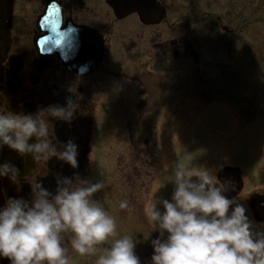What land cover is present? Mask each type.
Segmentation results:
<instances>
[{
	"label": "flooded vegetation",
	"instance_id": "1",
	"mask_svg": "<svg viewBox=\"0 0 264 264\" xmlns=\"http://www.w3.org/2000/svg\"><path fill=\"white\" fill-rule=\"evenodd\" d=\"M188 1L197 7L204 3V0ZM8 2L10 38L6 54L0 60V109L21 115L34 113L38 107L63 105L71 95L79 104L71 124L51 120L48 123L50 132L59 141L72 138L77 143L79 166L72 169L55 157L49 161L21 157L5 147L0 151V162L13 163L18 176L14 181L0 178V206L9 196L27 198L30 183L36 179L43 180L44 186L54 191L56 179L69 176L75 183L79 177L73 174L78 173L104 181L105 187L94 197L115 219L119 237L125 234L133 237L136 232L132 227L138 220L142 225L144 210L155 202L158 186L163 185L160 182L171 174L168 167L171 144L160 154L159 125L152 109L170 105L188 109L178 124L173 118L165 119L170 136L175 134V127L181 131L192 125L190 108L199 105V109L206 108L208 102L202 101L207 90L214 100L210 105L225 96L234 99L235 106L242 90L250 94L252 104L255 98H264V87L255 86L251 76L250 86L240 90L232 84L222 85L220 74L206 71V42L202 36L198 42L189 36L187 22L185 25L181 21L171 22L167 30H159L158 26L168 23V0ZM161 7L165 9L162 19ZM190 17L191 14L187 19ZM217 25L211 28L216 31ZM119 27L123 30L122 37L117 33ZM129 27L132 29L125 30ZM185 30L188 35L183 33ZM208 56L214 59L217 53ZM125 65H130L131 71L123 68ZM175 77L182 78L181 86L177 87L181 88L175 97L177 102L170 97L172 91L167 90L173 88L170 82ZM69 86H74V90L76 87V94L67 90ZM111 96L116 100L110 99ZM116 105L127 109L126 112L114 114ZM257 119L264 122V117ZM222 167L218 175L229 177L235 185V191L227 195L244 203L254 229L264 231V184L250 187L246 172L239 165ZM259 175H264V168ZM124 199L128 200L130 210L119 208ZM144 231L138 236L151 232L148 227ZM141 239L136 240L139 242L136 248L142 246ZM106 242L98 244L93 255L80 256L69 247L70 264H95L98 256L111 246ZM0 264H8V260L0 259Z\"/></svg>",
	"mask_w": 264,
	"mask_h": 264
},
{
	"label": "clouds",
	"instance_id": "2",
	"mask_svg": "<svg viewBox=\"0 0 264 264\" xmlns=\"http://www.w3.org/2000/svg\"><path fill=\"white\" fill-rule=\"evenodd\" d=\"M67 90L77 92L74 86ZM78 108L70 95L63 105L38 107L34 113L0 109V151L7 147L33 160L55 157L77 169V143L72 138L59 141L48 121L71 124ZM185 159L191 160L190 154ZM222 168L213 175L208 167H173L170 195H158L144 210L150 234L158 233L150 239L148 264H264V231L254 229L244 203L227 195L235 185L218 175ZM16 176L13 163L0 162V178L14 181ZM73 176L79 177L75 183L69 176L56 179L54 191L36 179L27 198L7 197L0 206V259L8 264H70L69 247L80 256L93 255L98 244L117 236L115 219L94 197L104 181ZM119 208L130 210L128 200H121ZM137 243L128 234L113 239L95 264H141Z\"/></svg>",
	"mask_w": 264,
	"mask_h": 264
},
{
	"label": "rangeland",
	"instance_id": "3",
	"mask_svg": "<svg viewBox=\"0 0 264 264\" xmlns=\"http://www.w3.org/2000/svg\"><path fill=\"white\" fill-rule=\"evenodd\" d=\"M168 1V23L161 25V27L158 26L159 30L162 28L167 30L171 22L181 21L184 25L187 22L190 24L189 36L195 42H198L202 36L203 42L219 48V52L223 54L221 63L232 59L235 55L242 63V68H244V72L241 71L246 74L244 80L248 81V76L254 77V79L257 78V80H264L263 71H261L264 68V0H237L233 8H230V0H217V3L207 0L201 7L191 5L193 3L188 0ZM193 8L194 11H192ZM190 14L191 17L188 20ZM217 22L220 25L228 24L232 30L235 29V32L230 35L225 34L221 28L214 31L211 27H216L215 23ZM247 25H250L252 29ZM118 29L119 32L117 33L121 36L123 30L121 27ZM131 29L132 27L125 28V30ZM154 32L155 30H153L152 36H155ZM183 33L188 35L186 30ZM115 51L117 50L115 49ZM117 64L118 59L115 62L116 66ZM254 65L257 66L255 72H252L251 67ZM214 67L213 65L206 66L205 69L206 71H212ZM123 68L130 71L132 69L130 65H125ZM229 72L225 71V73ZM172 81L170 86L174 89L168 88L167 90L172 91L170 97L175 100V97L179 94L178 91L181 90L177 87L181 86L182 78L175 77ZM226 83L230 84L231 82L226 81ZM202 94L204 93L202 92ZM211 97L210 90H207L202 102L205 100L208 103L214 101ZM110 99L116 100L113 96ZM208 103L205 109H199L200 105L195 109L190 108L191 121L193 119L200 120L195 122L187 131H180L175 127V134L170 136H168L169 128L165 119L173 118L178 124L186 116L183 113L188 109L171 108L172 105L152 109L156 113L159 125L158 146L160 154L163 153V148H167L171 144L172 151L169 155V164L172 169L176 165H183L192 169L208 167L215 175L218 167L239 165L245 170L250 187L256 184H264V175H259L262 174V168H264V122L256 120L252 125L242 122L240 119L244 117V111L240 105L236 108L239 119H235L228 109L225 110L223 115L220 114L218 100L211 105ZM126 110L120 105L113 108L114 114L124 113ZM204 110L205 112H202ZM186 154H190L191 160L185 159ZM170 176L171 174L166 175L165 182H160L164 187L162 189L164 196L168 192L166 188H169V193L171 192L172 186L168 183ZM140 219L143 220L142 225L138 220L135 228L132 227L133 231L136 232L133 236L134 240L141 239L142 236V246L135 248V252L139 256L141 264H148L152 252L150 239L158 233L152 232L148 235L146 229L148 227L151 231V227L143 215ZM145 223L146 225H144ZM118 226L120 229V221H118ZM142 230H145V235L138 236V233ZM122 232L119 231V234H122ZM109 238L112 243V240L119 238V235L117 233L116 237ZM109 238L106 243L111 245Z\"/></svg>",
	"mask_w": 264,
	"mask_h": 264
},
{
	"label": "water",
	"instance_id": "4",
	"mask_svg": "<svg viewBox=\"0 0 264 264\" xmlns=\"http://www.w3.org/2000/svg\"><path fill=\"white\" fill-rule=\"evenodd\" d=\"M7 1L1 0L0 2V59L3 58L5 54V48L8 42V33H7V26H8V19H9V10L7 8ZM163 12V10H162ZM164 15V12H163ZM1 70H0V80H1Z\"/></svg>",
	"mask_w": 264,
	"mask_h": 264
}]
</instances>
